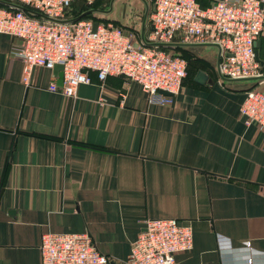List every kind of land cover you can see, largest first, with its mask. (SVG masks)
<instances>
[{
    "label": "crops",
    "instance_id": "obj_1",
    "mask_svg": "<svg viewBox=\"0 0 264 264\" xmlns=\"http://www.w3.org/2000/svg\"><path fill=\"white\" fill-rule=\"evenodd\" d=\"M151 9L98 0L90 15L143 42ZM258 41L264 72V29ZM19 46L0 34V264H41L47 232L87 233L110 264H125L147 219L192 230L175 264H264V132L240 115L256 81L221 82L216 47L179 45L202 59L170 105L94 72L69 99L48 91L61 71L37 67L23 83Z\"/></svg>",
    "mask_w": 264,
    "mask_h": 264
},
{
    "label": "built area",
    "instance_id": "obj_2",
    "mask_svg": "<svg viewBox=\"0 0 264 264\" xmlns=\"http://www.w3.org/2000/svg\"><path fill=\"white\" fill-rule=\"evenodd\" d=\"M47 17L44 20L14 6L0 5V34L18 39L13 55L24 63L23 83L34 68L61 66V85L48 91L74 99L81 85L108 76L137 83L151 105H170L187 75V62L165 48L146 44L218 47L217 72L221 82L255 79L240 106L246 126L264 132V72L256 58V43L264 29V0H220L202 8L197 0H151L150 33L138 42L122 28L93 19L67 16L71 5L98 0H0ZM94 23L97 27L94 30ZM41 264H110L87 233H44ZM193 248L190 227L176 219H147L125 264H175V256Z\"/></svg>",
    "mask_w": 264,
    "mask_h": 264
},
{
    "label": "water",
    "instance_id": "obj_3",
    "mask_svg": "<svg viewBox=\"0 0 264 264\" xmlns=\"http://www.w3.org/2000/svg\"><path fill=\"white\" fill-rule=\"evenodd\" d=\"M112 2H113V0H112ZM0 5H3V6H14V5L7 4V3L1 2V1H0ZM14 7H15V8H18V9H20V10H22V11L28 13V14H31V15H33V16H35V17H38V18H41V19H44V20H48L47 17L43 16V15L40 14V13L33 12V11H31V10H28V9H26V8L19 7V6H14ZM92 13H93L92 10L87 11V12L83 13L82 15L78 16L77 18L71 20V21H77V20L83 18L85 15H90V14H92ZM96 27H97V23H94L93 29L95 30ZM143 43L145 44V41H144V40H143ZM257 44H259V41H257L256 46H257ZM146 46H149V47L156 46V47L165 48V49H174V48H176V47H179V45H177V44H156V45H154V44H146ZM216 48L218 49V47H216ZM219 61H220V50L218 49V60H217V66H218V64H219ZM61 69H62L61 66H55V68H54L55 71H61ZM204 78H205V76H204L202 73H198V75H197V81H198V82L202 83V80H203ZM250 80H252V81H257V80H255V79H250Z\"/></svg>",
    "mask_w": 264,
    "mask_h": 264
},
{
    "label": "trees",
    "instance_id": "obj_4",
    "mask_svg": "<svg viewBox=\"0 0 264 264\" xmlns=\"http://www.w3.org/2000/svg\"><path fill=\"white\" fill-rule=\"evenodd\" d=\"M96 3H97V1L94 4H92L91 6H88L83 1H76L71 5L70 9L68 10L67 16H69L71 18L78 17V16L82 15L83 13L89 11V9L95 7ZM82 19H92V18H91V15H85ZM177 51H179V50H177ZM183 58L187 62V75H186V77H187L188 73H189V67H190L191 61L189 59H187L186 57H183ZM255 86H256V84L253 87H255Z\"/></svg>",
    "mask_w": 264,
    "mask_h": 264
},
{
    "label": "rangeland",
    "instance_id": "obj_5",
    "mask_svg": "<svg viewBox=\"0 0 264 264\" xmlns=\"http://www.w3.org/2000/svg\"><path fill=\"white\" fill-rule=\"evenodd\" d=\"M90 10V9H89ZM135 26V24H134ZM166 52L174 57H186L187 59H189L191 61L190 67H189V73H193L195 72V70L197 69V67L199 65H201V57H198L197 55L193 54V53H189L190 51L184 52L182 51H177L174 49H165ZM198 65V66H197Z\"/></svg>",
    "mask_w": 264,
    "mask_h": 264
},
{
    "label": "clouds",
    "instance_id": "obj_6",
    "mask_svg": "<svg viewBox=\"0 0 264 264\" xmlns=\"http://www.w3.org/2000/svg\"><path fill=\"white\" fill-rule=\"evenodd\" d=\"M254 251H255V250H254ZM249 264H253V261L250 260V261H249Z\"/></svg>",
    "mask_w": 264,
    "mask_h": 264
}]
</instances>
